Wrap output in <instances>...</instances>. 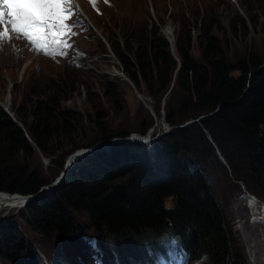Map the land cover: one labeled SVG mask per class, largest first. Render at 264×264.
<instances>
[{
	"label": "trees",
	"instance_id": "obj_1",
	"mask_svg": "<svg viewBox=\"0 0 264 264\" xmlns=\"http://www.w3.org/2000/svg\"><path fill=\"white\" fill-rule=\"evenodd\" d=\"M122 25L115 28L118 38L117 33L115 40L108 34L105 40L137 92L154 101L163 93L167 101L174 75L177 95L165 102L163 123L178 126L205 117L160 138L153 144V158L139 145L115 144L109 152L76 161L48 195L28 202L15 217L0 220V264H161L168 261L162 254L165 233L178 253L180 247L184 250L187 262L205 258L208 264H248L232 241L224 210L204 174L211 162L226 170L216 149L232 180L264 200V46L229 63L207 27L197 39L200 58L195 60L189 52V31L178 22L175 29L182 41H175L174 57L150 18L144 23L148 33H139L136 26L125 37ZM55 89L51 93L47 88L43 99L33 102L28 125L21 122L25 114L16 112L27 138L0 110V192L34 195L49 183L28 167L34 151L48 158L62 150L66 139L69 155L129 135L111 133L101 121L105 114L96 112V135L83 145L74 142L70 114L57 112L65 98ZM150 125L142 120L136 134L145 135ZM56 165L58 173L62 158ZM168 198L171 206L165 204ZM22 226L43 238L39 240L45 242L48 260L28 241ZM85 226L93 231L90 236L81 233ZM56 239L62 246L72 245L71 258L56 259Z\"/></svg>",
	"mask_w": 264,
	"mask_h": 264
},
{
	"label": "rangeland",
	"instance_id": "obj_2",
	"mask_svg": "<svg viewBox=\"0 0 264 264\" xmlns=\"http://www.w3.org/2000/svg\"><path fill=\"white\" fill-rule=\"evenodd\" d=\"M136 1L138 3L134 5L130 4V2L123 3L124 6H129L128 8H123L120 5L121 0H111V5L103 9L104 18H93L98 21V26L95 29L99 31L102 37L106 38L109 34L115 40L116 33L118 38V30L115 28L121 25V21L124 23L122 28L125 29V37H129L132 27L136 26H140L139 33H148V28L144 26V23L149 21L150 18L151 23L155 24V28L158 29V33L162 37L165 36V30L168 31L167 33H169L170 38L167 36L166 38L172 44L171 48L169 42L170 53L175 57L172 52L173 45L176 40L177 44H180L182 41L175 29L179 22L181 28H184L187 32L189 31L191 40L189 52L195 60L200 58V46H198L199 41L197 39H200V35L206 31L207 27L211 35L218 42L220 49L227 59L226 61L229 63L246 56L248 53H258L264 46V0ZM150 6L152 7V11H150ZM206 19L207 21H203ZM89 25L91 24H87L90 28ZM127 29L128 32L126 33ZM100 41L102 43L95 42L93 45L90 44L89 48L94 49L95 47L96 53L92 58L87 59L83 69L67 71L58 66L46 73L32 70V75L34 76L36 74H43V77L45 76L43 80L36 77L28 79L22 75L19 72L22 64L21 60L13 52L0 50V65L8 67L0 69V110L6 111L7 114L5 112L4 114H6L11 122L12 120L15 121L18 129L24 134V126L17 119L16 112L25 114V116H22L24 119L21 122L28 125L31 121L28 113L31 105L34 104L33 102L43 99L42 93L46 92L47 88H49V92L51 93L56 92L55 88L57 86L60 91L58 94L65 98V100L60 101L58 104L57 112L63 111L70 114L72 125L75 129V132L71 134L74 142L83 145L89 143L94 135H96L97 131L92 124L96 112L105 114V119L101 121L105 128L113 134L122 131H128V136L136 134L138 124L142 120L145 122L150 120L151 125L147 129V133L152 131L153 137H158L167 127L162 121L165 112L164 104L165 102L167 104V101L169 103V100L173 102L174 97L177 95L173 82L174 75H172L168 87V89L172 88L167 98L168 100L166 101V99L162 98V93L154 101L144 91L137 92L128 80L127 83L117 77L115 72H119V70L115 68V60L105 43V39L102 38ZM0 46L5 49L9 48V45L4 43H1ZM102 51L106 52V54ZM36 65L43 67L40 63H36ZM117 68L120 69V66L118 65ZM56 116L58 117V113H56ZM27 141L32 145L29 139ZM155 142L145 144L153 145ZM62 143V150L51 153L50 157L45 158L40 153L38 154L34 151L31 160H29V168H35L40 174L46 176L44 179L49 181L47 186L58 179L60 173L64 171V167H62V170L57 173V158H62L64 166L67 156L70 155H68L70 152L68 150L69 147L65 146L67 140L63 139ZM68 173L69 171L66 174L64 173L54 186ZM204 176L213 197L221 204L224 210L234 244L241 249L249 264H252L250 260H258L261 264H264V222L260 226L261 228L251 225L248 222L251 219V206H248L241 199V196L246 197L245 193H250L242 183L232 180L229 171L221 169L214 162L206 166ZM233 182L239 184L238 190L233 187ZM252 196L264 205V200L261 197ZM26 204H19V206L11 209L1 208L0 220H4L5 216L9 214L15 217L20 212L19 208ZM165 204L171 206V199H165ZM239 220L244 221L245 237L240 231ZM237 228H239L241 233ZM21 229L28 241H31L35 249L39 250L41 257L48 260L44 253L46 248L45 242L39 240L40 238L43 240V238L36 236V233L30 227L22 226ZM260 229L263 235H259ZM92 232L87 226L81 230V233H86L89 236ZM165 237L166 233L162 236V239L164 242L163 254L168 258V263L164 262L161 264H182V255L177 253L176 244L169 238L165 240ZM53 244L58 248V256L56 258L58 261L64 255L71 258L68 251L72 249V245L62 246L57 239ZM129 245L134 246L133 244ZM91 254L94 255V253ZM193 264L208 263L205 258H201L195 260Z\"/></svg>",
	"mask_w": 264,
	"mask_h": 264
},
{
	"label": "snow or ice",
	"instance_id": "obj_3",
	"mask_svg": "<svg viewBox=\"0 0 264 264\" xmlns=\"http://www.w3.org/2000/svg\"><path fill=\"white\" fill-rule=\"evenodd\" d=\"M71 0H0V25L11 26V31L22 35L38 49L57 44V35L70 30L78 21L67 22L73 16ZM8 36L0 31V42ZM52 55L51 52L47 53Z\"/></svg>",
	"mask_w": 264,
	"mask_h": 264
},
{
	"label": "water",
	"instance_id": "obj_4",
	"mask_svg": "<svg viewBox=\"0 0 264 264\" xmlns=\"http://www.w3.org/2000/svg\"><path fill=\"white\" fill-rule=\"evenodd\" d=\"M120 76L121 77H118L119 79H121L122 81H125V82L128 83L127 79L123 76V74L121 72H120ZM3 112L6 113V111H3ZM211 114L212 113L208 114V116L211 115ZM203 117H205V116H198L197 118L185 121V122H183L182 124H180L178 126H170V127L167 126L165 131L160 133L158 135V137H149V135L146 134L145 137L147 136L148 138L143 139L144 137H142L141 135L132 134V135H130L128 137L114 138V139H110V140H108L106 142L96 143V144L92 145L90 148L80 149L79 153L74 151L72 154L69 155V157L67 156V158L65 160V163H64V166H63L64 167L63 168L64 171L60 173L58 179H56L52 184H50L49 186L46 185V186L41 187V189H39L34 195H27V196H21V195H18V194H10V195H15L16 199H18L17 202H20V205H23V204L28 203V202H33V201H35V200H37V199H39L41 197H44V196L48 195L52 191L54 185L64 175V173L66 174L68 171L71 170V168L73 167V165H74V163L76 161H81V160H83V159H85L87 157H90L94 153H96V152H98L100 150H104V151L108 150L107 152H109V148L111 146H113L114 144H138V145H140V144H145L146 142H153V141L159 140L161 137L166 135L169 131L174 130V129L183 128V127H185L188 124L196 123L200 119H202ZM12 122L16 125L15 121L12 120ZM215 153H216V156H217L218 160L220 161V163L228 171V168H227L225 162L223 161V159L219 155V153L216 151V149H215Z\"/></svg>",
	"mask_w": 264,
	"mask_h": 264
},
{
	"label": "bare ground",
	"instance_id": "obj_5",
	"mask_svg": "<svg viewBox=\"0 0 264 264\" xmlns=\"http://www.w3.org/2000/svg\"><path fill=\"white\" fill-rule=\"evenodd\" d=\"M82 13L84 15H86L85 12H82ZM167 32L168 31L165 30V32H164L165 37L167 36L168 38H170L169 37V33H167ZM98 39L100 40L99 37H98ZM169 42H170V46L172 48L171 41L169 40ZM115 73H116L117 77H121L120 73L118 71H116ZM142 137H144L143 139L148 138L147 136L145 137L144 135ZM153 142H155V141H153ZM146 143H151V142H146ZM75 152L79 153L80 150H77ZM12 196H15V195H10V194H6V193H3V192H0V209L1 208L11 209L13 207L19 206L20 202H17L18 199H16V197H12ZM245 196L246 197L241 196V199L244 200L248 206H251V210H252L251 214H250V218L251 219H249L248 222H250V224L253 225V226L260 227L261 225H263V222H264V205L260 201L256 200L253 196H251L248 193L247 194L245 193ZM238 222H239L240 231L242 232V235L245 237V224H244V221L239 220ZM239 228H237L238 231H239ZM256 229H257V227H256ZM259 235H263V232H262L261 229H260ZM250 262L252 264H261V262L258 261V260H255V261H251L250 260Z\"/></svg>",
	"mask_w": 264,
	"mask_h": 264
},
{
	"label": "clouds",
	"instance_id": "obj_6",
	"mask_svg": "<svg viewBox=\"0 0 264 264\" xmlns=\"http://www.w3.org/2000/svg\"><path fill=\"white\" fill-rule=\"evenodd\" d=\"M118 65H119V63H118ZM117 70H119V72H121V69H118L117 68ZM122 73V72H121ZM123 74V73H122ZM124 76V75H123ZM125 77V76H124ZM126 78V77H125ZM127 79V78H126ZM128 80V79H127ZM129 81V80H128ZM130 82V81H129Z\"/></svg>",
	"mask_w": 264,
	"mask_h": 264
}]
</instances>
